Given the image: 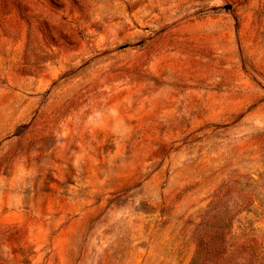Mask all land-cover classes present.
Returning <instances> with one entry per match:
<instances>
[{
	"label": "rangeland",
	"instance_id": "obj_1",
	"mask_svg": "<svg viewBox=\"0 0 264 264\" xmlns=\"http://www.w3.org/2000/svg\"><path fill=\"white\" fill-rule=\"evenodd\" d=\"M0 264H264V0H0Z\"/></svg>",
	"mask_w": 264,
	"mask_h": 264
}]
</instances>
